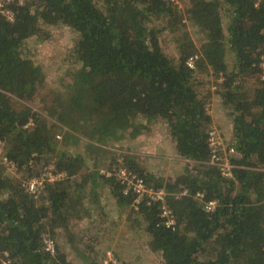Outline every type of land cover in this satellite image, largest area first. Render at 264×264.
<instances>
[{"label": "trees", "instance_id": "trees-1", "mask_svg": "<svg viewBox=\"0 0 264 264\" xmlns=\"http://www.w3.org/2000/svg\"><path fill=\"white\" fill-rule=\"evenodd\" d=\"M3 6L0 142L15 171L0 164V264H73L59 239L80 264H102L106 252L125 264L109 245L97 249L111 230L109 200L119 218L127 214L132 231L144 232L157 264H264V0ZM50 27L68 28L75 42L48 102L39 99L45 77L31 44L47 42ZM212 84L231 124L230 178L210 164ZM157 124L172 150L162 163L181 167L173 176L150 170L147 153L118 146ZM48 166L63 177L34 198L22 184ZM118 167L163 190L174 229L163 226L158 203L134 206L133 193L123 194ZM208 202L216 203L213 211L205 209ZM84 221L88 229L77 232ZM43 235L55 240L54 254L44 251Z\"/></svg>", "mask_w": 264, "mask_h": 264}, {"label": "rangeland", "instance_id": "rangeland-1", "mask_svg": "<svg viewBox=\"0 0 264 264\" xmlns=\"http://www.w3.org/2000/svg\"><path fill=\"white\" fill-rule=\"evenodd\" d=\"M50 32L51 38L44 43H39L35 40V43L31 44L36 49L34 61L40 64L44 73V82L40 88L39 99L47 97L49 102V93L51 90H55L59 85V78L64 74L63 68L68 66L65 62L70 56V50L75 42V36L68 28L50 27L47 29ZM191 33L192 30H190ZM196 39V37H194ZM166 51L170 55H174L176 50L172 44L166 43L164 46ZM213 88V84L211 86ZM211 92L213 94L212 100L209 104V111L211 118L216 123V128L222 137L225 145L230 143V134L228 131V118L225 115L224 108L217 96L214 95L215 90ZM123 150H128L131 153H137L149 155L148 161L145 164L150 170H154L164 177L175 175L181 167L175 163H162L163 156H172L171 146L167 138V131L160 127L158 124L153 126L149 134L143 135L138 139L125 140L120 143ZM84 146L79 144L78 150H82ZM113 151H121L117 148H112ZM122 152V151H121ZM172 161V158H168ZM114 203L108 202L107 212L108 221L107 224L111 226V230L106 236V240L103 244L97 246V249L103 250L106 245H109L110 250L119 256L120 260L125 264H157L158 258L149 252L145 245L146 235L143 231H132L130 224L127 223V214L123 213L119 218L116 212ZM135 226L136 224L133 223ZM88 229L86 221L76 223V231ZM91 229V227L89 228ZM110 240V241H109ZM59 242L65 246L68 258L73 264H80L81 261L77 259L75 253L66 247L65 242L59 239ZM64 243V244H63Z\"/></svg>", "mask_w": 264, "mask_h": 264}, {"label": "built area", "instance_id": "built-area-1", "mask_svg": "<svg viewBox=\"0 0 264 264\" xmlns=\"http://www.w3.org/2000/svg\"><path fill=\"white\" fill-rule=\"evenodd\" d=\"M10 0H0V12H3L4 2H9ZM198 56H190L186 60V66L189 69L194 68L195 61ZM260 69L262 70L261 78H264V56L261 57L259 64ZM222 79L218 80L220 83ZM212 90H216V87H213ZM207 113L210 115L209 105L206 106ZM208 144L210 148V164L217 166L221 175L225 178H230L231 174V163L229 155H232L234 149L231 146H226L221 135L215 127H211L208 133ZM4 145L0 142V164L5 166L8 172L13 173L15 171V165L10 162L6 156L3 155ZM113 171H107L105 175L107 177L111 176ZM118 180L125 186L123 194L127 195L130 192L135 196L134 206H136L141 200L152 201L160 205V218L162 219V224L167 229L175 228V220L172 216L171 211L167 208L165 204V194L163 190H152L147 187L144 181L141 178H138L134 174L128 172L124 167H118L114 170ZM63 177L62 174H54L51 167H45L41 171L40 175L36 178L28 179L23 182L22 186L25 190L31 194L34 198H38L44 191L46 184H51L58 181ZM199 196V195H198ZM215 202H208L205 205L207 211H213L215 208ZM42 246L44 251L54 254L56 243L55 240L50 238L48 235H43L42 237ZM6 256V254H5ZM2 264H8V262H3ZM102 264H119L113 257L111 252H106Z\"/></svg>", "mask_w": 264, "mask_h": 264}, {"label": "crops", "instance_id": "crops-1", "mask_svg": "<svg viewBox=\"0 0 264 264\" xmlns=\"http://www.w3.org/2000/svg\"><path fill=\"white\" fill-rule=\"evenodd\" d=\"M210 106H211V104H210ZM210 116H211V114H210ZM212 123H213V125L216 127V128H218V126H216V123L214 124V120H213V118H212ZM228 131H229V134H230V136H231V124H230V122H229V120H228ZM230 139H232L231 137H230ZM230 142H231V140H230ZM230 144V143H229ZM106 196V195H105ZM108 198V197H107ZM110 201V200H109Z\"/></svg>", "mask_w": 264, "mask_h": 264}]
</instances>
